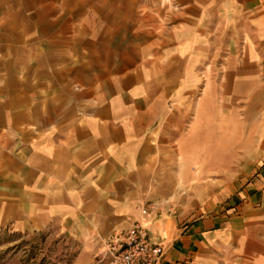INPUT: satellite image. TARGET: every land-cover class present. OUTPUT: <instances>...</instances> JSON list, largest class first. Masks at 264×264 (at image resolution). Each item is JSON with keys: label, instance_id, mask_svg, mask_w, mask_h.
Here are the masks:
<instances>
[{"label": "crops", "instance_id": "crops-1", "mask_svg": "<svg viewBox=\"0 0 264 264\" xmlns=\"http://www.w3.org/2000/svg\"><path fill=\"white\" fill-rule=\"evenodd\" d=\"M136 221L161 264H264V0H0V231L109 264Z\"/></svg>", "mask_w": 264, "mask_h": 264}, {"label": "rangeland", "instance_id": "rangeland-1", "mask_svg": "<svg viewBox=\"0 0 264 264\" xmlns=\"http://www.w3.org/2000/svg\"><path fill=\"white\" fill-rule=\"evenodd\" d=\"M83 244L58 228L43 233L0 231V264H73Z\"/></svg>", "mask_w": 264, "mask_h": 264}, {"label": "built area", "instance_id": "built-area-1", "mask_svg": "<svg viewBox=\"0 0 264 264\" xmlns=\"http://www.w3.org/2000/svg\"><path fill=\"white\" fill-rule=\"evenodd\" d=\"M174 211L173 203L164 200L142 208L140 214L156 219ZM103 249L109 264H161L165 254L164 246L154 242L148 228L139 221L113 232L104 240Z\"/></svg>", "mask_w": 264, "mask_h": 264}]
</instances>
